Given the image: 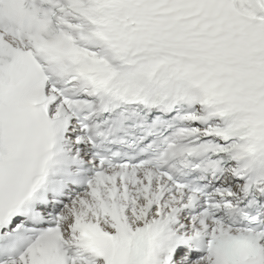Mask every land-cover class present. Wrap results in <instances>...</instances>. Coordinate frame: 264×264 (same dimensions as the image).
<instances>
[{
    "label": "snow or ice",
    "instance_id": "1",
    "mask_svg": "<svg viewBox=\"0 0 264 264\" xmlns=\"http://www.w3.org/2000/svg\"><path fill=\"white\" fill-rule=\"evenodd\" d=\"M0 264H264V0H0Z\"/></svg>",
    "mask_w": 264,
    "mask_h": 264
}]
</instances>
